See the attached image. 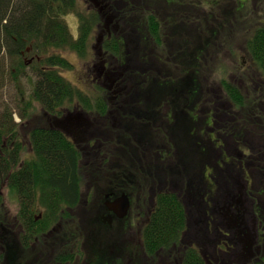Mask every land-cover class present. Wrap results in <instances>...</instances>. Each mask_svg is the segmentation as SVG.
I'll return each instance as SVG.
<instances>
[{"label": "trees", "instance_id": "16d2710c", "mask_svg": "<svg viewBox=\"0 0 264 264\" xmlns=\"http://www.w3.org/2000/svg\"><path fill=\"white\" fill-rule=\"evenodd\" d=\"M116 1L118 7L114 13L121 29L117 34L106 35L101 45L106 63L116 67V84L96 86V93H89L63 76V70H72V62L49 51L70 49L86 58L94 30L104 22L102 16L95 10L88 16L77 13L79 27L75 37L65 17L74 14L78 0H0V79L5 70V55L11 61L14 79L24 76L31 65L24 60L25 49L31 44L39 57L33 61L36 66L31 65L38 75L32 100L42 106L46 121L57 108L65 105L87 114L97 123L93 130L94 148L101 158L99 162L89 163L85 160L88 158L85 151L61 131L50 128L47 121L30 130L32 157L24 160V146L18 140L13 113L11 110L4 113L0 118L2 264L88 263L89 237L105 236L107 232L98 218L106 193L117 185L123 191L133 192L132 187L145 185L144 180L171 188L156 195L157 210L144 232L150 251L169 248L177 242L181 231L187 229L189 200L197 189L194 188L197 177H203L201 180L210 194L207 177L196 171L208 169L215 150L219 154L212 165L213 173H217L213 181L221 195L214 200L217 203L227 199V185L235 182L232 176H239L241 182L244 165L253 180L264 172V155L259 156L262 161L257 158L264 154V22L247 40V51L259 74L252 81L258 87L254 86L257 92L247 97L246 88L226 79L224 67L207 66L211 40L224 30L227 16L224 20L218 19V31L214 28L206 38L201 37L202 33L195 37L190 35L196 26L191 12L162 11L161 0ZM235 1L237 4L226 6L221 13L238 11L241 14L251 2ZM172 2L169 5L176 9L178 0ZM214 6L211 10L217 11L213 10ZM199 17L198 28L194 29L197 33L199 27L213 19L208 14L200 13ZM187 19H192L191 25ZM214 69L224 74L220 81L224 94L206 104L202 76ZM259 77L262 84L257 82ZM112 89L117 95L107 92ZM31 106V101L25 103L21 113L23 121L31 117L28 113ZM211 125L220 127L221 134L231 141L226 144L220 137L223 143L216 140L214 144H203L201 139L212 136L205 131ZM252 127L261 131L258 136L261 141L246 145L251 155L244 161L243 139ZM158 138L168 139L169 143L161 144L156 141ZM209 145L213 146L212 150ZM230 154L240 157L239 160L230 159ZM144 158L152 165H160L166 173H148L141 168L140 161ZM223 176L227 177L225 184L221 182ZM86 183H90V191L85 194L82 188ZM5 187L18 198L17 230L7 219L6 198L2 193ZM259 188L264 191V178ZM193 251L190 249L187 254V264H204L202 255ZM93 259V264H106L103 258V262L97 260V255Z\"/></svg>", "mask_w": 264, "mask_h": 264}, {"label": "flooded vegetation", "instance_id": "af4514ba", "mask_svg": "<svg viewBox=\"0 0 264 264\" xmlns=\"http://www.w3.org/2000/svg\"><path fill=\"white\" fill-rule=\"evenodd\" d=\"M85 1L92 3L93 10L99 11L102 19H105L102 24L98 25L99 30L103 32L99 37V42L102 44L106 35L111 36L113 32L117 34L120 28L119 22L116 20L117 16L113 11L114 7H118V3L116 0H112V2H106V0ZM172 1L161 0L162 10L169 11L168 8L170 7L171 11H198L196 8L198 6L197 1L194 4V0H179L176 9H173L174 6L169 5L173 4ZM189 1L192 4L191 8L187 5V3H190ZM148 11H152V9L148 7ZM112 22L115 24L112 25L111 30L109 23ZM102 78L111 80L112 87L116 84V67L107 64L104 60L101 62V66H98L96 79L103 80ZM107 92L117 95V91L113 89L107 90ZM89 93H96V91ZM47 121L50 128L61 131L77 148L85 151V154L88 155V152L86 153L88 147L95 145L93 130L97 123H93L90 117L80 109H70L68 105L59 107L47 118ZM260 132L258 128L252 127L245 133L243 143L246 150L242 154L244 161L251 155L248 154L251 149L246 146L249 144L247 140L255 139L251 135L257 136ZM85 134H89L88 138ZM211 134L212 136L208 142L214 144L217 138L213 131H211ZM156 141L161 144L169 143L168 139L164 138H158ZM259 141L261 140L259 139ZM133 163L136 162L133 161ZM140 163H142L141 168L150 174L166 173L160 165L157 163L152 165L147 158L142 159ZM200 172L213 173V166L210 165L207 170ZM244 172L243 183L238 191L239 200L229 202L228 205V209L234 211L233 216L229 217L230 222L227 223L226 213L221 211L225 208L219 207V203L213 200L215 196L211 195L216 194L217 187H209L210 194L207 196L206 192L202 197V202L199 200L194 201L193 197V200L189 202V223L187 229L179 234L177 242L169 248H160L156 251H150L147 248L144 232L157 210L156 195L167 188L152 185L148 180H144L145 185L132 187L133 192L138 194L134 195L133 192L121 190L118 185L113 186L106 193L105 200L99 207L100 211L98 213L101 225L113 238L100 234L89 237L87 252L90 254V261L86 264H93V256L96 255L97 260L102 261L103 258L104 261L106 260V264H187L186 258L187 254L190 253V249L194 250L193 253L202 255L204 264H264V191L261 188L255 189L252 173L249 172L247 165H244ZM260 173L264 172L261 171ZM131 176L132 178L135 177L134 173H131ZM157 190L159 191L157 192ZM196 190L192 193L195 198ZM254 191L257 192V197L253 196ZM154 192L157 194L152 196L151 194ZM123 194L129 196L131 205L128 214L125 217H120L119 211L113 210L114 205L112 204ZM142 194L144 195V202L140 200ZM178 195L180 196V191ZM203 206L204 213L196 216L193 227L190 211H200ZM203 220H205L204 223ZM109 221H111V224ZM134 221H138L136 224L139 228L138 232L133 235L128 230L134 227ZM120 225L123 226L122 229L119 228ZM234 227L236 229L233 230ZM189 231L191 232L188 233ZM121 244L124 250L118 249ZM238 246L240 247L239 250H237ZM100 252L108 256L101 258L103 255Z\"/></svg>", "mask_w": 264, "mask_h": 264}, {"label": "rangeland", "instance_id": "374dc122", "mask_svg": "<svg viewBox=\"0 0 264 264\" xmlns=\"http://www.w3.org/2000/svg\"><path fill=\"white\" fill-rule=\"evenodd\" d=\"M112 2V0H106V2ZM179 1V0H178ZM201 2V3H200ZM124 3V2H122ZM198 6H196L198 11H186V12H191L193 14V19L196 22V26H194V29L198 28L197 22L199 21L200 23V13L203 14H208L213 16V19L208 20L207 23H205L203 26L199 27V32L197 33L194 29L193 32L191 31L190 35H193L195 37H208V35L212 32L214 28L218 25L219 20H224V16H227L226 18V27L224 30H220L217 33V36L214 40H211V51L208 56L210 59V64L207 66L213 67V65L224 67L226 70V79H231L235 83L240 84L243 88H246V95L247 97L250 96V94H253L257 92L254 89V86L257 87L252 81L258 77V70L256 64L252 61L248 51H247V40L252 37L254 34L256 28L261 24V22H264V0H257L256 2L251 0L250 6L246 9V11H241V14L238 13V11H226L224 13H221V10L224 9L226 6H232V4H237V1L234 2V0H198L197 1ZM215 4L213 10L217 11H212L211 6ZM189 8H191L192 4L187 3ZM230 8V7H229ZM94 8L92 7V3L85 1V0H78V3L75 8V12L72 15H68L65 17L66 23L69 25L71 32L74 34L75 37L78 36V27H79V20L77 17V13L83 12L84 15L88 16L92 12ZM169 11H171V8ZM113 11H116V8H113ZM162 11H165L164 9ZM99 13V11H97ZM183 16H187V14H183ZM237 16V17H236ZM215 18H217V21H215ZM102 19V18H101ZM105 19H102L104 21ZM117 20V18H116ZM118 22V20H117ZM103 23V22H102ZM115 23H109V27H111L112 30V25ZM187 24L191 25L192 24V19H187ZM121 28H119L118 31H120ZM216 31L218 29L216 28ZM103 33L101 30H99V27L97 26L94 30L93 36L90 41L89 45V52L86 58H81L79 57L75 52H72L70 49H52L49 52L50 53H59L66 57L70 62L73 64L72 70H63L62 74L63 76L70 81L72 84H74L77 88L85 91V92H92L96 90V86L99 87H106L109 84H113L111 80L109 79H103L99 80L96 79L98 75V66H101V62L104 60L107 62V59L105 58V54L101 49V43L99 42V37L100 34ZM188 36V35H186ZM101 49V50H100ZM25 55H24V60L28 62V65H32L34 59L39 58L38 54H36V50L33 52V48L31 44L27 45V48L25 49ZM41 57V56H40ZM4 73L2 74L3 78L0 79V118L4 115V113L7 112V110H11L13 113V118L14 122L16 123V129L18 131V140L23 143L24 150L22 152L23 159L27 160L32 157V151L30 150V143H29V132L31 129L37 127L38 125L45 124L47 121L45 120L44 112L42 111V106L36 102L35 100H32L31 96L33 93V86L38 80V75L36 72V68H33L30 66L27 67L26 73L24 76H19L18 80H15L13 75H12V69H11V61L8 56H4ZM102 60V61H101ZM212 65V66H211ZM33 66H36V63L33 64ZM215 71V72H214ZM224 74L217 72L215 69L214 70H209L208 72L204 73L202 76V86H203V91L202 95L204 98H206V104L213 102L214 99L221 97L222 94V88L220 86V81L223 78ZM262 76V75H261ZM260 78V77H259ZM262 78H260L257 82L262 84L263 82L261 81ZM97 80V81H96ZM258 88V87H257ZM263 91V90H260ZM259 93V91H258ZM260 94V93H259ZM32 102V106L28 107V113H31V117H28L26 120H22V114L24 113L23 108L25 107V103ZM260 105L257 106L259 108ZM23 122H22V121ZM253 124V123H252ZM253 126V125H251ZM205 127L204 129H206ZM206 133L213 131L215 133V136L217 140H220L221 143H223V140L226 142H230V138H226L223 136L220 132V127L218 126H212L208 129L205 130ZM206 135V134H205ZM86 138H88L89 134H85ZM255 137V139L252 140H247L249 144L254 145L255 143L259 142V134L256 135H251ZM184 137V136H183ZM222 139H221V138ZM263 137V142H264V135ZM205 136V138L201 139V142L204 144H207L209 141V138ZM227 144V143H226ZM213 146L209 145V148L212 150ZM262 147V146H260ZM264 148V147H263ZM261 148V149H263ZM101 147L98 149L100 150ZM86 152H88V158H85V160L91 162H97L101 161L100 155L98 157L97 149L94 148V146H90L87 148ZM215 156L211 158L210 165L214 166V159H216V156L219 154V151L216 150L214 151ZM250 154V153H248ZM264 154L257 155V158L262 161V157ZM230 159H235L237 162L239 160L238 157L234 156L233 154L229 155ZM209 162V163H210ZM256 161L254 160V163ZM101 163V162H100ZM101 167V166H100ZM107 167L110 170L111 165L108 164ZM105 169L104 171L108 173L109 171ZM118 171V170H117ZM200 171H196V173H199ZM118 173V172H117ZM201 173V172H200ZM202 174V173H201ZM217 175V173H203V176H206L208 179V182L210 185L208 187H217L219 190V186H217L214 181H216L215 177L213 175ZM260 174V173H259ZM205 177V178H206ZM203 177H197L196 179V185L194 188H197L196 193L194 194L196 198L193 196L194 201L199 200L200 202L202 199V193L205 194L207 192L206 186L204 184V180L202 181ZM221 178V175H220ZM229 179L231 176L228 177ZM234 179L232 185L229 183L226 189V194L225 198L226 200L219 201V207H224V211L226 213V221L227 223L230 222L229 217L233 216L234 211H231L228 209L229 202L232 201H238L239 196H238V191L240 190V187L243 183V180L240 182V177L239 176H232ZM264 178V174H260L257 176L256 180H254V187L255 189L259 188V182H261ZM227 177L222 178V183L225 184V181ZM214 180V181H213ZM231 180V179H230ZM89 182H91L89 180ZM90 183H86L83 186V193H87L89 188H90ZM240 184V185H239ZM166 190H171L170 187H166ZM159 190H157L158 192ZM4 194L5 199V205L7 208V213L8 217L7 219L10 221L12 224L13 228L15 229L16 223H15V217L19 211V203H18V198L16 196H13L7 187H5L2 191ZM157 193L154 192L151 195L155 196ZM216 194H218V190L216 189ZM213 195L215 196L213 200H217L218 198L221 197L220 193L218 195ZM208 196V195H207ZM218 196V198H217ZM253 196L257 197V192H253ZM190 197L189 202H191L193 199ZM144 196L141 197L143 199ZM223 198V199H225ZM215 202V201H214ZM88 203V202H87ZM198 203V202H197ZM190 213L192 214V223L194 227V222L196 219V216H200L201 214L203 215L204 213V206L201 207L200 211L196 210H191ZM264 214V211H263ZM93 216V215H92ZM203 219V218H201ZM138 221H134V227L128 230L129 233L135 234L138 232L139 226L136 224ZM205 220H203V223ZM238 223V220H237ZM130 224V222H129ZM191 227V228H193ZM119 228H123L122 225H120ZM233 230L236 229L235 227L232 228ZM17 230V229H15ZM189 231L188 233H190ZM105 235L108 237L110 234L108 232L105 233ZM212 236V234H210ZM113 238L112 236H110ZM106 238V237H105ZM111 247V246H110ZM85 248V247H84ZM1 249V246H0ZM86 249V248H85ZM118 249L124 250L122 248V244L119 245ZM240 247H237V250H239ZM2 250V249H1ZM103 255V254H102ZM105 255V256H104ZM102 257H106L108 255L104 254ZM0 264L1 261H0ZM84 264V263H81Z\"/></svg>", "mask_w": 264, "mask_h": 264}, {"label": "water", "instance_id": "95a60500", "mask_svg": "<svg viewBox=\"0 0 264 264\" xmlns=\"http://www.w3.org/2000/svg\"><path fill=\"white\" fill-rule=\"evenodd\" d=\"M112 205H114V209L112 208L113 210L119 211L120 217H125L128 214L131 205L129 196L123 194L121 197L117 198ZM109 223L111 224V221H109Z\"/></svg>", "mask_w": 264, "mask_h": 264}]
</instances>
